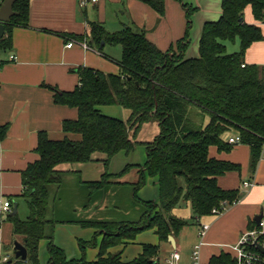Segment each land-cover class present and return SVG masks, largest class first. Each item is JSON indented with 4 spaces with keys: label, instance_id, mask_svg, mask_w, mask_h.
Listing matches in <instances>:
<instances>
[{
    "label": "trees",
    "instance_id": "1",
    "mask_svg": "<svg viewBox=\"0 0 264 264\" xmlns=\"http://www.w3.org/2000/svg\"><path fill=\"white\" fill-rule=\"evenodd\" d=\"M139 1L159 15L165 12V0ZM246 6L251 7L255 20H264V0H222L221 16L217 21L204 23L197 55L186 59L190 18L195 10L186 4L187 30L174 48L165 52L131 27L108 32L98 22L89 23L87 38L91 45L98 49L104 43L121 47L120 70L113 74L82 67L77 72L79 84L72 91L47 86L55 92L54 102L76 108L77 117L63 120L65 136L60 140L38 132L39 158L21 172L20 197L27 204L28 215L25 219L19 218L17 212L6 215L12 235L27 251L25 260L10 259L11 264H41V240L47 241L46 264H158L159 245L143 244L142 251L129 261L121 259V250L112 253L109 249L124 245L147 229H154L160 241L179 233L189 220L171 215V210L182 200L189 201L193 220L197 221L211 214L222 200L232 202L241 197L238 190H225L217 184L218 176L239 171L240 166L210 157L208 149L215 146L219 151H230L234 145L227 142L224 134L233 129L241 143L249 146L253 170L260 158L264 141V69L244 63V55L251 43L263 39V34L259 25L244 22ZM29 7L30 0L14 2L13 10L18 14L5 24L6 36L0 39V50L11 48L14 26L27 25ZM236 37L239 49L228 53L224 41H234ZM112 105L128 113L125 120L101 112L102 107ZM193 108L208 117L205 126L191 123L188 111ZM152 119L159 124L158 135L151 141L136 140L141 128ZM7 130V124L0 125V142ZM69 133L80 138L71 140ZM139 143L145 146L144 164L126 165L116 175L108 174L110 160L119 152H132ZM96 153L104 156L100 160L104 170L98 180L87 182V187L102 190L113 177L137 168L139 181L133 196L142 203L144 212L133 222L79 221L82 227L96 231L89 241L78 240L80 259L67 260L65 252L54 243V227L61 221L47 217L50 186L62 181L65 172L58 170V165L89 163L95 161ZM146 176L157 178L158 203L140 201L136 196ZM88 246L97 247L95 260L84 257ZM207 264H236V260L233 254L221 253L212 256Z\"/></svg>",
    "mask_w": 264,
    "mask_h": 264
},
{
    "label": "crops",
    "instance_id": "2",
    "mask_svg": "<svg viewBox=\"0 0 264 264\" xmlns=\"http://www.w3.org/2000/svg\"><path fill=\"white\" fill-rule=\"evenodd\" d=\"M221 2L222 0H165V12L159 15L139 0L95 2L87 0L85 5H81V0H30L27 25L14 26L11 30V48L0 50V125H8L6 137L0 142V199H9V196L20 197L21 172L39 158L36 152L38 132L44 131L50 139L60 140L65 136L61 127L63 120L77 117L76 108L54 102L55 92L47 86L60 91H72L79 84L77 72L82 67L103 73L119 72L121 47L104 43L101 49H98L91 45L87 38L90 22L102 24L108 32L131 27L134 31L143 32L154 46L165 52L170 47L174 48L187 30L184 7L186 4L195 10L190 18L189 44L184 52V58H193L198 52L204 23L217 21L221 16ZM243 20L247 24L259 25L263 34L262 40L251 43L246 49L244 63L256 64L264 69V20H255L250 6L244 8ZM71 40L84 41L89 48L85 49L77 43L70 48L66 47ZM231 47L236 52L237 47L239 49V40ZM227 48H229L228 44H226ZM103 110L123 113L118 107H102L101 111L108 115ZM202 114L205 115L199 109L193 108L188 111V118L192 124H201ZM207 122L208 117L202 121V124L205 126ZM237 134L235 131V134L226 135L224 138L228 139ZM67 137L71 140L80 138L74 133L67 134ZM119 153L110 160L108 166L110 175H116L126 165H143L146 160L145 157L142 163L132 160L122 161L118 158ZM208 154L215 159L240 166L239 171H228L217 177L220 188L236 189L240 192L241 197L237 203L220 215L209 214L195 221L189 201L182 200L171 210V215L189 220V223L179 233L169 235L172 236V240L168 237L167 241H160L154 229L144 230L133 240L125 241L124 245L113 247L109 251L114 253L121 250V259L129 261L142 251L143 244L159 245L156 259L158 264H192L193 252L198 244H200V264H207L212 256L221 253L232 255L233 246L240 234L257 226L255 217L262 215L261 220H264V172L261 170L264 168V157L259 158L256 169L253 170L250 167V149L246 144H235L230 151H219L215 146H210ZM103 158L104 156L96 158L94 155L95 161L78 163L75 168L58 169L65 172L63 177L74 174L82 176L78 184L80 193L86 195V202L89 203L95 196V201L90 204L94 207L97 205V199L105 200L108 197L110 184L102 190L89 189L87 182L98 180L90 177L92 166L89 164L96 163L103 166L100 161ZM133 171L138 169L133 168L126 174ZM119 178L113 177L111 184L120 183ZM244 181H250L252 185L243 188ZM61 183L56 186H60ZM56 192L52 201L57 196ZM136 196L140 201L158 203L157 178L146 176L145 184ZM131 197L136 201L133 193ZM84 206L86 205L83 204L82 207ZM82 212L85 215L82 219L75 220V223L60 220L61 222L54 227V243L65 252L67 260L80 259L82 252L78 240L89 241L96 231L92 227H82L79 221H103L98 220L97 213H93L92 210L88 212L83 208ZM109 221L133 222L113 219L104 222ZM202 224H208V228L201 238L199 232ZM12 237L14 236L11 224L9 222L0 224V245L7 255H9L7 250H10L11 246L6 247V244L11 243ZM46 245V240H41L39 243L41 264H46L48 261ZM11 250L15 257L13 247ZM97 252V247L88 246L83 253L84 257L91 261L96 259ZM173 252L179 254L178 259L171 257ZM8 261L6 264H11Z\"/></svg>",
    "mask_w": 264,
    "mask_h": 264
},
{
    "label": "rangeland",
    "instance_id": "3",
    "mask_svg": "<svg viewBox=\"0 0 264 264\" xmlns=\"http://www.w3.org/2000/svg\"><path fill=\"white\" fill-rule=\"evenodd\" d=\"M236 41H238L237 37L235 41H231V40L224 41V44L226 43L229 45V48L226 49L228 53L235 51L232 50L233 48L231 46L235 44ZM110 107H118L122 110L123 113L119 114L117 112H114L113 110H110L109 112L105 110L103 111H105L108 115L119 117L122 120H125L126 117L128 116V113L121 107L117 105H112ZM206 118L207 116L202 114L201 122H200L201 124H193V125H201V127H203L204 124H202V121L205 120ZM159 131L160 128L157 120L152 119L141 128L140 132L137 135V140L151 141L156 135H158ZM229 134H235V131L231 129L227 131L224 134V136ZM118 156H119L118 157L119 160L122 161L132 160L137 163H142L146 157L145 146L139 143L134 147V150L132 152L126 154L123 151L120 152ZM95 157L96 158L103 157V155L101 153H97L95 154ZM77 164L78 163H73V164L64 163L58 165L57 169L75 168L76 166H78ZM89 166H92V176L90 177L99 179L101 172H103L104 170L103 166L101 164H96V163H92V165L90 163ZM261 170L262 172H264V168H261ZM80 178L82 179V176L80 174L65 176L63 177V182L61 183L60 186H56L55 184H52L50 186L51 204H50L49 213L47 215L48 218H52L56 220H78V219L80 220L82 219V216L85 215V213L82 212V209L86 208L88 212L92 210L93 213H97L99 217L98 220L107 221L113 219L118 221L121 220L135 221L138 220L140 215L144 212V207L142 203L134 201L133 198L131 197V194L134 191V187L136 186L135 184L139 181L138 171H133L132 173L123 175L121 178L118 179L120 183L110 184L108 197L105 200H102V198L97 199L96 207H94V205H90L92 202L95 201V196H93V201L89 203L86 202V195H82L80 193V189L78 187ZM140 189H142V187H139L136 192H138ZM54 192H56L55 195L57 196H55L52 201ZM5 197L7 198V196ZM9 198H12V200L16 204L17 214L19 218L24 219L28 214L27 204L25 200L22 197H18V196L16 197L9 196ZM83 204H85L86 206L82 207ZM6 215L7 213L2 214L0 224L7 222ZM14 241H17L16 237H12L11 243L6 244L7 245L6 247H8L9 245V247L11 246L12 249ZM11 249L7 250L9 254L8 255L9 260L10 259L14 260L16 258L13 257L12 255L13 250ZM6 263L7 262H0V264H6Z\"/></svg>",
    "mask_w": 264,
    "mask_h": 264
},
{
    "label": "built area",
    "instance_id": "4",
    "mask_svg": "<svg viewBox=\"0 0 264 264\" xmlns=\"http://www.w3.org/2000/svg\"><path fill=\"white\" fill-rule=\"evenodd\" d=\"M87 0H81V5H85ZM98 1V0H91ZM74 43L79 44L83 48H89V46L84 41L71 40L66 44V47L70 48ZM244 64H242V67ZM229 144L235 145L241 143L240 137L237 134L236 136L229 137L227 139ZM264 157V141L261 146L260 158ZM252 185L250 181L242 182L243 188H249ZM237 199L232 202H228L227 200H222L219 206L212 208V215H220L222 214L228 207L237 203ZM15 204L9 199H0V214L3 213H11ZM208 228V224H202L201 230L199 232L200 237L202 238ZM199 246L200 244L195 246L193 252V263L192 264H200L199 262ZM257 246H261L264 248V220H260L257 226L246 230L242 234H240L237 242L233 246V256L236 260V264H264V254H262ZM171 257L173 259H178L179 254L177 252H173ZM9 260V256L3 252L2 246L0 245V262H7Z\"/></svg>",
    "mask_w": 264,
    "mask_h": 264
},
{
    "label": "water",
    "instance_id": "5",
    "mask_svg": "<svg viewBox=\"0 0 264 264\" xmlns=\"http://www.w3.org/2000/svg\"><path fill=\"white\" fill-rule=\"evenodd\" d=\"M16 0H2L0 4V39L5 35V24L10 22V19L13 15H17L18 12L13 10V4ZM16 204L11 212V214H15L16 211ZM262 219V215H258L255 217V221L258 224L259 221ZM169 240H172V236H169ZM258 250L264 254V248L261 246H257ZM13 249H14V256L16 259L20 258L21 260H25L27 257V251L25 247L17 242L14 241L13 243ZM10 262V261H9Z\"/></svg>",
    "mask_w": 264,
    "mask_h": 264
}]
</instances>
